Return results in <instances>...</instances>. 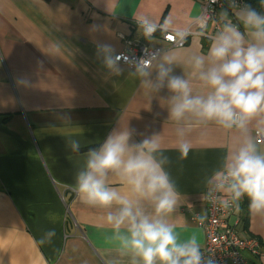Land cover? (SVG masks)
Here are the masks:
<instances>
[{
	"label": "crops",
	"instance_id": "crops-1",
	"mask_svg": "<svg viewBox=\"0 0 264 264\" xmlns=\"http://www.w3.org/2000/svg\"><path fill=\"white\" fill-rule=\"evenodd\" d=\"M200 2L0 0V264H129L110 240L103 210L82 205L66 187L87 150L114 129H131L133 142L160 135L170 161L166 169L180 193L169 222L181 239L195 236L203 247L204 232L190 216L205 211V179L235 147L237 133L215 124L196 129L192 151L180 160L176 125L167 119L170 93L142 86L136 67L106 65L128 41L162 46L163 52L175 48L174 74L190 81L193 94L206 95L210 89L186 58L207 54L217 33L211 24L213 37L189 36L183 46L165 47L159 33L146 39L137 23L140 16L153 22L170 17V28L182 29L198 17ZM229 15L238 23L232 10ZM149 68L154 74L155 64ZM71 140L80 142L79 153L71 151ZM259 146L264 149V142ZM49 229L56 236L41 244ZM239 229L241 236L260 240V256H247L252 264H264V217L247 208Z\"/></svg>",
	"mask_w": 264,
	"mask_h": 264
},
{
	"label": "clouds",
	"instance_id": "clouds-1",
	"mask_svg": "<svg viewBox=\"0 0 264 264\" xmlns=\"http://www.w3.org/2000/svg\"><path fill=\"white\" fill-rule=\"evenodd\" d=\"M229 10L238 23L233 22ZM219 20L220 30L207 54L186 58L196 79L210 89L206 95L193 94L190 81L174 74L178 49H154L145 59L155 64V73L139 61L137 71L142 86L152 92L166 89L170 93L167 119L176 125L180 160L187 159L192 151L190 135L196 129L215 124L237 133L235 147L205 179L206 196L225 212L241 211L246 199L248 212L264 217V149L259 146L264 139V0H259L258 6L228 0ZM137 23L148 39L157 31L165 33L173 20L165 17L153 22L140 16ZM207 26V17L201 15L196 25L200 35L206 33ZM167 38L173 43L177 40L171 31ZM106 65L113 68V59L108 58ZM132 136L131 129H114L98 147L89 148L74 182L66 187L82 205L103 210L104 222L112 231L110 240L120 257L129 258V264H215L195 236L181 239L169 222L180 193L166 169L170 161L161 149L160 135L153 133L139 142H133ZM69 147L79 153L81 144L71 140ZM50 218L55 222V215L50 214ZM207 218L205 212L193 217L200 226ZM55 236V229H49L40 243H51Z\"/></svg>",
	"mask_w": 264,
	"mask_h": 264
},
{
	"label": "built area",
	"instance_id": "built-area-1",
	"mask_svg": "<svg viewBox=\"0 0 264 264\" xmlns=\"http://www.w3.org/2000/svg\"><path fill=\"white\" fill-rule=\"evenodd\" d=\"M242 2L247 1L242 0ZM227 5L228 0H201L198 17L187 27L178 30L166 29L163 34L160 31L156 33H159L160 38L166 43L165 47L183 46L189 36H202L196 27L201 15L207 17L208 26L211 24V30L218 32L221 27L218 12L227 8ZM208 26L203 36L213 37V34L208 32ZM168 31H171L172 35L177 37L174 43L168 40ZM154 49L164 51V47L162 46L149 47L128 41L126 48L117 51L113 55V60L116 64L127 67L137 68V61H139L141 66L147 65L150 67L151 64H148L145 58L150 57ZM262 142H264V139H262ZM204 203V212L208 217L204 225H198L193 219V217L199 214L198 212L192 213L190 219L195 225L201 227L204 232L205 241L202 251L206 257H210L215 264H252L247 255L259 257L261 254V242L254 236L244 237L240 235V211L225 212L219 210L216 205L209 202L206 193Z\"/></svg>",
	"mask_w": 264,
	"mask_h": 264
},
{
	"label": "trees",
	"instance_id": "trees-1",
	"mask_svg": "<svg viewBox=\"0 0 264 264\" xmlns=\"http://www.w3.org/2000/svg\"><path fill=\"white\" fill-rule=\"evenodd\" d=\"M247 3H251L254 6L259 5V0H246ZM241 219L243 220V225L245 226L246 220H247V200L245 199L241 203Z\"/></svg>",
	"mask_w": 264,
	"mask_h": 264
}]
</instances>
